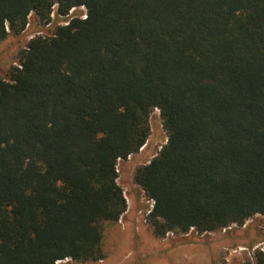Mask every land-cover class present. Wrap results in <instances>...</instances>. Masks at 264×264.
Segmentation results:
<instances>
[{
    "label": "trees",
    "instance_id": "obj_1",
    "mask_svg": "<svg viewBox=\"0 0 264 264\" xmlns=\"http://www.w3.org/2000/svg\"><path fill=\"white\" fill-rule=\"evenodd\" d=\"M54 5L87 17L0 76V264L103 259L155 109L167 142L135 175L154 234L264 215V0H0V42Z\"/></svg>",
    "mask_w": 264,
    "mask_h": 264
},
{
    "label": "rangeland",
    "instance_id": "obj_2",
    "mask_svg": "<svg viewBox=\"0 0 264 264\" xmlns=\"http://www.w3.org/2000/svg\"><path fill=\"white\" fill-rule=\"evenodd\" d=\"M45 23L34 13L20 34H10L0 42V76L10 78V70L19 64L20 51L36 35H51L58 25L80 16L79 6L63 19L57 12ZM67 15V14H66ZM63 15L62 16H66ZM167 142L160 112L151 115V133L146 144L127 158L119 159L118 183L127 199V210L117 224L106 225L103 259L83 264H238L255 263V252L264 249V215L257 214L245 224L225 229L187 233L169 231L164 236L153 233L149 222L151 199L136 183L137 170L156 156ZM58 264H75L59 261Z\"/></svg>",
    "mask_w": 264,
    "mask_h": 264
},
{
    "label": "built area",
    "instance_id": "obj_3",
    "mask_svg": "<svg viewBox=\"0 0 264 264\" xmlns=\"http://www.w3.org/2000/svg\"><path fill=\"white\" fill-rule=\"evenodd\" d=\"M55 7H56V5H54L53 6V9H55ZM80 8H82V9H84V13L82 14V15H80L79 17H82V18H86L87 17V9H86V7L85 6H79ZM74 8H76V7H73L71 10H73ZM70 10V11H71ZM54 14V12L52 11L51 12V15H53ZM59 14V13H58ZM63 19H65V18H67L69 15L67 14L66 16H62V14H59ZM73 17H71V19H72ZM70 19V20H71ZM70 20H68V21H63V23L62 24H68L69 23V21ZM153 204H154V200L153 199H151V209H152V207H153ZM151 211V210H150ZM61 261H65V262H68V261H71V259L70 258H66V259H64V260H61ZM59 262V261H58Z\"/></svg>",
    "mask_w": 264,
    "mask_h": 264
},
{
    "label": "crops",
    "instance_id": "obj_4",
    "mask_svg": "<svg viewBox=\"0 0 264 264\" xmlns=\"http://www.w3.org/2000/svg\"><path fill=\"white\" fill-rule=\"evenodd\" d=\"M88 263V262H87Z\"/></svg>",
    "mask_w": 264,
    "mask_h": 264
}]
</instances>
